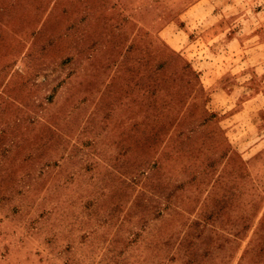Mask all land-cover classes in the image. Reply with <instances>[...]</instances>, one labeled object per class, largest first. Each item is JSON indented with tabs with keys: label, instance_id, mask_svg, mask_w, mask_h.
Returning a JSON list of instances; mask_svg holds the SVG:
<instances>
[{
	"label": "rangeland",
	"instance_id": "rangeland-1",
	"mask_svg": "<svg viewBox=\"0 0 264 264\" xmlns=\"http://www.w3.org/2000/svg\"><path fill=\"white\" fill-rule=\"evenodd\" d=\"M214 1L178 52V0H0V264H264V0Z\"/></svg>",
	"mask_w": 264,
	"mask_h": 264
},
{
	"label": "crops",
	"instance_id": "crops-1",
	"mask_svg": "<svg viewBox=\"0 0 264 264\" xmlns=\"http://www.w3.org/2000/svg\"><path fill=\"white\" fill-rule=\"evenodd\" d=\"M214 0H178L177 8L180 9V13L177 18L178 23V31L174 36L169 37V45L175 51H182L191 49L195 45L193 44L197 38H199L200 34H198V30H195L194 27L197 23L204 21V17L202 15L196 14L195 11L200 8L202 5H205L207 2L213 3ZM216 3V1H214ZM205 19H207L205 17ZM209 19L213 20L214 23H231V20H227L226 16H211ZM230 29V28H229ZM222 33V32H221ZM224 43L218 45L216 47H221V50L226 53L229 61L225 62H208V61H199L205 66L203 73L200 76L203 79H207L209 82L208 85H212L214 79L209 78V72L213 71H240V70H251L249 66V58L243 59L239 57V53L243 51L249 50V40L248 36L244 35L243 29L241 31H225V38L223 40ZM215 49V48H214ZM219 55V52H217ZM215 55V56H217ZM198 62V63H199ZM197 61L195 59L194 62H191V67L197 68ZM245 65V67H244Z\"/></svg>",
	"mask_w": 264,
	"mask_h": 264
}]
</instances>
